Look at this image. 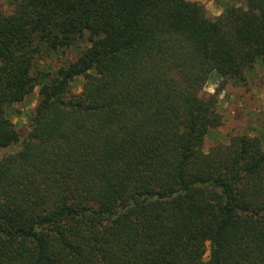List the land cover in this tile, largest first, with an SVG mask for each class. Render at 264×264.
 Listing matches in <instances>:
<instances>
[{
  "label": "trees",
  "instance_id": "1",
  "mask_svg": "<svg viewBox=\"0 0 264 264\" xmlns=\"http://www.w3.org/2000/svg\"><path fill=\"white\" fill-rule=\"evenodd\" d=\"M90 45L52 78L42 50ZM264 65V0H13L0 8V264H264V149L221 125L212 76ZM83 77L78 94L70 85ZM39 86L20 134L5 113ZM207 253V260L203 257Z\"/></svg>",
  "mask_w": 264,
  "mask_h": 264
},
{
  "label": "rangeland",
  "instance_id": "2",
  "mask_svg": "<svg viewBox=\"0 0 264 264\" xmlns=\"http://www.w3.org/2000/svg\"><path fill=\"white\" fill-rule=\"evenodd\" d=\"M197 2L206 10L211 19L218 17L227 7L243 8L245 0H188ZM13 0H0L3 12L11 9ZM90 45L85 35L83 38L64 49L54 51L42 50L34 62V75L52 78L59 68H65L75 61ZM83 77L75 78L70 85V93L78 94L82 89ZM39 86L19 103L5 106V113L20 134V140L28 131L29 118L33 114L38 101ZM217 91V111L221 114L222 122L217 128L208 130L204 138L202 150L207 152L215 146L226 145L235 136L258 138L264 149V65L256 63L252 69L246 71L241 80L221 79L212 76L203 89L208 95ZM20 145L0 149V159L19 150ZM207 260V253L203 257Z\"/></svg>",
  "mask_w": 264,
  "mask_h": 264
}]
</instances>
